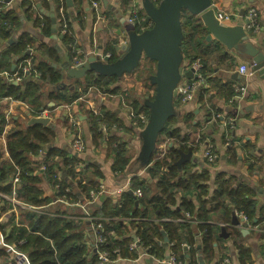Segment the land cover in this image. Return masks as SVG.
<instances>
[{"label": "trees", "instance_id": "16d2710c", "mask_svg": "<svg viewBox=\"0 0 264 264\" xmlns=\"http://www.w3.org/2000/svg\"><path fill=\"white\" fill-rule=\"evenodd\" d=\"M129 2L130 0H126L125 4ZM32 6L33 0H24L19 5L27 18L30 16ZM4 7L5 5L0 3V37L8 39L13 31L19 29L21 15L13 10L4 11ZM56 18V23L61 28L62 18L58 15V9ZM142 18V15H138L140 21ZM34 24L41 28L44 36L50 35L51 18L43 17V20L36 18ZM140 25L145 30L151 27L144 20ZM67 28H69L68 25ZM190 29L192 31L188 36L196 30V27L191 26ZM134 30L140 32L139 25H135ZM62 40L66 44H73L68 30L62 36ZM29 50L33 51L31 55L26 54ZM71 52L67 62L68 67H72L74 52ZM106 52L110 53L109 63H115L119 56L114 46L106 45L104 53ZM15 57L16 67L11 70ZM80 58L87 57L80 56ZM26 61H29L31 66L29 71L24 72ZM52 62H60L56 48L42 43L35 46L28 33H21L15 41L0 51V73L10 72L7 81L0 79V99L12 98L25 102L30 113L37 116L42 110L50 109L48 102H55L56 105L69 104L90 90L114 92V90L106 91V88L117 80V76L96 75L94 71L87 72L82 79H72L75 81L73 86H68L69 88L66 89V86H63V72L54 67ZM193 62L194 59H190L187 66ZM187 66L182 65L184 69ZM202 72L206 78L204 65ZM14 73L21 78L20 83L11 82ZM45 87L49 88L47 96L41 93ZM200 89L198 100L202 103L204 93ZM59 91H63L64 94L61 96ZM227 93L226 100L228 102L232 100L231 103H233L234 89L228 90ZM174 103L175 106L181 105L178 99H175ZM131 107L135 113H144L149 116L148 110L140 106L138 102L132 101ZM107 116L108 114H89V127L95 143L103 136L99 131V123L106 125V128L110 125L112 127L119 125L117 121L106 120ZM209 117L210 115L207 114L206 119ZM226 117L230 118L229 115ZM175 123L176 117H170L158 135L159 140L167 137L172 145L166 148L162 157L155 155L152 158L147 171L149 179L139 176L130 179L129 190L133 192L140 189L142 196L137 198L133 193L124 192L117 203L109 196L99 198L97 203H92L86 208L87 215L99 218L98 221L88 220L87 217H83L85 214H80L81 211L79 213L73 207L81 202L85 204L90 201V191H98L100 186V182L97 181L89 180L84 183L81 178L77 179L76 168L82 166L81 160L63 156L61 168L57 163V158L61 156L60 151L51 146L36 167L29 161V155L39 156L45 146L51 142L54 136L53 130L40 123H33L26 129L13 130L6 143L10 161L0 167V193L12 195V178L18 172L20 181L14 190L16 199L32 207L48 206L53 200L56 204L52 205L53 209L47 214L21 212L24 215L21 216L18 225L12 218L9 231H5L4 227L0 226L4 241L26 254L29 264H98V257L92 252L94 241L91 226L100 223L104 229L103 237L106 241L99 250L108 253L109 262L106 264L135 261L141 256L140 252L157 260H164L169 253L176 262L197 264L196 259L199 256H202V259L210 256L214 252L213 244L222 242L218 234L221 231L220 226L208 223L211 214L218 213L226 227L222 230L231 235V239L228 240H233L239 264H251L249 250L236 240L241 236L242 229L240 219L235 218L234 214L235 216L240 213L244 215L247 219L244 226H250L252 230L249 231L258 233L264 240V204L259 206L253 198L256 195L255 191L240 182L238 178L233 176L226 178L225 175L219 174L215 177L210 189L208 165L198 171L193 170L195 165L190 162L178 166L180 154L197 151L201 141L196 145L190 143L187 136L181 135L178 128L174 127ZM4 125L5 115L0 112V135ZM113 140L116 139L113 138ZM121 146L118 142L113 145L114 172L121 170V167L127 164V160L122 158ZM42 166L44 169L40 170ZM61 170L65 172L68 181L63 178L59 180L57 172ZM70 182L75 185L74 188ZM45 183L54 188L53 200L43 196L42 186ZM179 191L182 193L177 196ZM192 196L194 199L191 198ZM65 202L71 203L72 206H63ZM11 207H13L12 204L5 201L0 207V212L9 210ZM185 214L189 215V219H186ZM179 219L182 221H177ZM233 219L237 223L235 226L232 224ZM163 233L168 240L166 247L158 244L163 239ZM134 237L138 240V245L131 249L130 244L133 243ZM184 248L188 249L186 257ZM226 256L228 254L225 250L217 264H221ZM0 264H18L9 262L8 255L2 246H0Z\"/></svg>", "mask_w": 264, "mask_h": 264}, {"label": "crops", "instance_id": "0c3cea01", "mask_svg": "<svg viewBox=\"0 0 264 264\" xmlns=\"http://www.w3.org/2000/svg\"><path fill=\"white\" fill-rule=\"evenodd\" d=\"M22 1L24 0H10L9 2L0 0V3L5 5L4 11L13 10L18 15H21L19 29L15 32L13 31L8 39L0 37V51L15 41L21 33H28L33 39L35 46L42 43L56 48L60 62H52V65L63 72V86H66V89L72 87L75 82L66 78L64 69V66L69 62L71 51L74 52L73 57L77 56L80 58V56L88 57L92 55L97 57L96 65L107 66L111 64L104 61V56L110 54L108 52L104 53L106 45L115 47L126 40L129 37V33L126 31V27L129 25L127 22L128 15L135 10L137 15H142L143 19H145L147 8L150 4L148 0H130L129 3H126L127 5L125 4L126 0H33V6L29 12L30 16L27 18L24 10L19 7ZM211 1L210 9H213L216 15L220 13L230 17V20L225 22L217 18L218 22L230 28L242 25L249 37V41L264 54V0ZM93 2L98 4L99 16L93 8ZM57 9L58 15L61 16L59 10L62 9L64 18L67 17L65 20L67 19L66 24L69 27L67 30L73 40L72 45L66 44L62 40L63 35L60 33V27H58L60 25L56 23ZM250 9H254L257 14L256 28H249L245 23ZM49 15H54L56 32L51 30L50 35L44 36L41 28L35 25L34 21L36 18L43 20V17H49ZM121 19L126 20V26L123 25ZM181 23V65L186 67L190 59L199 58L203 62L206 75L204 85L198 88L189 103L175 106L173 102L171 117H176L174 127L178 128L181 135H186L189 142L193 145L201 141L198 144L197 151L191 152L192 157L188 162L195 165L193 167L194 171L207 167L201 154L204 146L211 144L218 158L208 169L210 189L217 175L223 174L226 178L233 176L253 189L256 194L253 198L259 206L263 205L264 79L249 67L250 75L244 80L238 72V67L241 64L249 66L247 60L238 56L233 50L223 46L208 31L207 26L199 15H190L184 12L181 15ZM148 26L151 25L148 24ZM191 26H195L196 30L188 36L190 31H192L190 29ZM32 52L29 50L26 54L31 55ZM115 52L119 56L116 60L118 61L120 55L116 50ZM15 61L16 57L13 60L11 70L16 67ZM152 65L154 66L153 70H155L154 62L143 57L135 69L117 76V80L107 86L106 91L114 90V92L90 90L69 104L60 103L56 105L55 102H48L50 109H47V114L41 117L31 114L25 102L12 98L0 99V112L5 115V125L0 135V167L10 161L6 147L10 133L13 130L26 129L36 123L33 121L34 119L45 117L48 122L42 125L52 129L54 136L39 156L29 155V161L32 162L34 167L40 164L47 150L52 146L60 151L61 156L57 158V163L61 168L63 167V156L81 160L82 169L81 167L76 168V177L78 180L81 178L84 183L89 180L97 181L107 191H112L124 187L134 176L148 180V174L145 169L151 164L152 158L155 157L159 149L172 145V142L167 137H163L160 140L157 137L154 141L151 139L148 116L144 113L143 115L146 116L147 120L143 123L129 116V110H132V101L138 102L148 112L150 110L149 104L155 96V86L150 81L152 75L148 76L147 74L148 77L143 82V76L138 75V70L142 69L148 73L149 70H152V67H150ZM8 73L10 72L2 71L0 79L7 81ZM16 76V73H14L12 78ZM11 80L13 84L21 82V79L18 82L14 79ZM241 85L245 87V96L240 100H234L233 103L228 102L226 100L228 90H235L236 87ZM44 89L41 93L47 96L49 88L45 87ZM199 89L204 93L202 103H199L198 100V95L201 92ZM58 93L61 96L64 94L63 91ZM90 113L95 115L108 114L106 120L117 121L119 125L117 124V126L113 127L110 125V127L106 128V125L99 123V131L103 136L98 138L95 143L89 127ZM207 114L210 115L208 119H206ZM216 114L217 116H215ZM226 115L232 118L231 127L225 126ZM75 135H80L85 143V150L79 155H76L73 149ZM113 138L116 140L114 141ZM115 142L122 145V158L127 160V164L117 172L113 171V165L115 164L113 145ZM228 142L229 146L226 145ZM42 167L40 170H42ZM57 173L59 180L63 178L68 181L65 172L61 170ZM9 177L11 176L9 175ZM70 185L73 188L75 187L72 182H70ZM42 187L43 196L53 200L54 188L46 183ZM181 193L182 191L177 192V196ZM191 198L194 199L193 196ZM53 204H56L55 200L48 206H44L43 211L46 214L49 213L53 209ZM79 205L83 206L84 204L81 202L73 207L79 213L81 211L80 214H85L83 216L85 217L86 213L82 212ZM63 206L71 207L72 205L65 202ZM12 208L9 210L5 208V211L0 212V226L4 227L5 231H9L13 221L12 218H14L15 224L18 225L21 216L24 215H17V209L25 212L22 211L24 209L21 210L19 207L14 206V209ZM30 212L27 211L26 213ZM208 223L220 226L221 231L218 234L222 242L218 241L213 244L214 252L210 256L205 259L200 256L202 264H217L224 255L225 250L232 263L239 264L238 255L233 247V240L229 241L231 235L222 231V228L226 227H224L225 225L220 219V214L212 213ZM243 231L242 229L241 236L237 237V242L249 250L251 264H264V240L256 232L248 230L243 233ZM0 235H2L1 229ZM158 244L166 247L168 240L165 241L163 236V239ZM183 252L186 257L188 249L184 248ZM168 255L169 253L165 257ZM196 260L198 261L197 264H200L199 257ZM118 264L160 263L154 257L144 255L134 262L121 261Z\"/></svg>", "mask_w": 264, "mask_h": 264}, {"label": "water", "instance_id": "95a60500", "mask_svg": "<svg viewBox=\"0 0 264 264\" xmlns=\"http://www.w3.org/2000/svg\"><path fill=\"white\" fill-rule=\"evenodd\" d=\"M4 1L9 2L10 0ZM148 2L150 4L144 22L150 24L151 27L139 34L135 32L132 25L126 27L129 37L114 47L120 55L118 61L107 66L96 65L97 57L92 55L88 56L83 64L74 68L68 67L66 64L64 69L67 79H81L89 71H94L97 75L120 76L135 69L143 57L154 62L155 72L150 77V81L155 86V96L149 104L148 116L153 141L172 116L173 102L177 96L175 90L177 83L182 76L188 79L194 77L192 70L183 72L181 65L182 13L199 15L208 31L223 46L245 58L250 69L264 79V54L262 51L249 41L242 25L230 28L220 24L217 20L218 15L213 9H210L211 0H161L156 6L151 1L148 0ZM49 17L52 22L51 30L56 32L54 15H49ZM121 21L126 26V20L121 19ZM245 23L247 25L248 21ZM104 61L109 62V58L105 57ZM33 121L44 125L48 119L43 117ZM191 157V151L181 153L177 165L181 166L190 161ZM148 168L149 166L146 167L145 171H148ZM127 192L132 193L131 191ZM232 224H236L235 219H233ZM162 235L167 241L164 233ZM199 261L202 264L200 256Z\"/></svg>", "mask_w": 264, "mask_h": 264}, {"label": "built area", "instance_id": "2783aa9c", "mask_svg": "<svg viewBox=\"0 0 264 264\" xmlns=\"http://www.w3.org/2000/svg\"><path fill=\"white\" fill-rule=\"evenodd\" d=\"M150 1L155 6L158 5V3L160 2L159 0H150ZM93 8L95 9V11L98 15L99 14L98 13V4L96 2H93ZM59 12H60L61 18H62L60 33L62 35H64L67 32V24H66V20L64 18L62 9H60ZM217 18L222 22L230 20L229 15H222L220 13H218ZM256 18H257L256 11L254 9H250L248 11V14H247V21H248L247 26L249 28L250 27L256 28ZM143 20L144 19L142 18L141 21H143ZM141 21L138 19V15H137V12L135 10H133L130 13V15H128V17H127V22L129 25H132L133 27L135 25H139L140 32H136L137 34L145 31V28L140 25ZM109 56L110 55L107 54L104 57L109 58ZM85 61H86V59H81V58H78L77 56H75L72 59V67L73 68L77 67L78 65L83 64ZM30 66H31L30 62L26 61V66H24V68H23L24 72L29 71ZM202 67H203V64H202L201 59L197 58L194 60V62L191 65L187 66V68H185V70L183 69V72H185L187 70H192L194 77L191 79H188V78L182 76V78L180 79V81L176 85L175 90H176L177 96L175 99H178V101L180 102L181 105L189 103L193 99L198 88L204 85L205 76L202 72ZM238 72L244 78V80H246V78L249 77V75H250L249 66L246 64H241L238 67ZM12 79H14L16 82H18V81H20L21 78L17 76V77H14ZM234 92H235L234 100L235 101L240 100L241 98H243L245 96V92H246L245 87L242 85L238 86L235 88ZM46 114H47V109H44L37 116L41 117V116L46 115ZM129 116L132 118H136V120H139L142 123L147 120L146 116H144L143 114H139V113L137 114L131 109L129 110ZM225 121H226L225 126H227V127L232 126V123H233L232 118H229V119L226 118ZM226 145H229V142ZM73 149H74V152L76 155L82 154L84 152L85 143L81 139L80 135H75L74 140H73ZM201 155L205 161L206 166L208 165L209 168L211 167V164L214 163L215 160L218 158V156L215 153L214 147L211 144H208V145L206 144L204 146V149L202 150ZM159 157H162V156H159ZM43 169H44V167H42V170ZM19 181H20L19 180V173L16 172L12 178V183H13L12 195L7 196V195L0 193V207H2L6 201L7 203L12 204L13 207L19 206V207H21V209H24V210H29V211L37 213V214H44L45 213V211H43L44 207H32L30 205L21 203L18 199L15 198L14 190H15L16 185L19 184ZM129 187H130V181L127 182V184L124 187L117 188V189L112 190V191H107L103 187V185L101 184L98 188V191H93V190L90 191L89 195H90L91 199H90V201H87V203L88 202L96 203L97 201H99V198H101L103 196H109L110 198H112L117 203V202H119L120 197L124 192L130 191ZM132 193L137 198H140L142 196V190H140V189H136ZM86 216H87V214H86ZM185 216H186V219H189L188 214H185ZM236 216L240 219L239 223H240L241 229L246 230V231L251 229L250 226H248V227L244 226V224L247 222V219L244 215H242L240 213V214H236ZM89 219L95 220V221L99 220L97 218H92V217H89ZM177 221H182V220L179 219ZM92 230H93V241H94V245H93L92 249L94 251V254H96L98 257L97 258L98 262H99L98 264H106L109 262V259H108L109 255L104 250H99V247H101L106 241V238L103 237L104 229L100 223H96L95 225L92 226ZM135 240H137V239H135ZM131 244H130L131 249L136 248V243H135V245H131ZM0 246H2V248L5 250L6 254L8 255L9 262H13V263L17 262L18 264H29L28 259L26 257V254H24L21 251H18L14 245L7 244L4 241L3 235H0ZM185 249L187 250V248H185ZM145 254L146 253H143V254H141V256H143ZM157 261L160 264H185V263H181V262H176L174 257L171 256L170 254L167 257H165L164 260H157ZM221 264H233V263L229 259V257L226 256L223 258Z\"/></svg>", "mask_w": 264, "mask_h": 264}, {"label": "rangeland", "instance_id": "374dc122", "mask_svg": "<svg viewBox=\"0 0 264 264\" xmlns=\"http://www.w3.org/2000/svg\"><path fill=\"white\" fill-rule=\"evenodd\" d=\"M150 67H152L151 69L152 70H149L148 71V73L147 72H145L144 70H142V69H139L138 70V75L139 76H143V82H145V79H146V77H148V76H151V75H153L154 73H153V71L155 72V70H153L154 69V66L152 65V66H150ZM147 74H148V76H147ZM12 76H13V74H12ZM17 77V76H16ZM147 81V80H146ZM145 84V83H144ZM139 114H143V113H139ZM165 151H166V147H164V148H162V149H159L158 151H157V156H163V154L165 153ZM214 163H212L211 164V166L213 165ZM78 167H80V166H78ZM5 195V194H4ZM7 196H9V195H7ZM92 203H90V202H86L83 206H80V208L82 209V212H86V214H87V210H86V208L89 206V205H91ZM18 205V204H17ZM19 207V206H18ZM19 208H21V207H19ZM12 209H14V207L12 208ZM22 210V209H21ZM22 211H28L29 212V210H22ZM16 213H17V215H20L21 214V211H20V209H17L16 210ZM85 217H87L88 218V220H90L89 219V216L87 215V216H85ZM234 217L236 218L237 216H235V214H234ZM93 218V217H92ZM97 219H99V218H97ZM90 221H92V220H90ZM237 224V223H236ZM235 224V225H236ZM234 225V226H235ZM93 226V225H92ZM92 226H91V230H92ZM93 231V230H92ZM223 231V230H222ZM222 234H223V232H222ZM136 239V238H135ZM134 239V242L131 244V245H135V243H136V247H137V245H138V240H135ZM93 253H94V251H92ZM140 254H142L141 252H140ZM145 255H148V254H145ZM144 256V255H143ZM136 261V260H135ZM132 262H134V261H132Z\"/></svg>", "mask_w": 264, "mask_h": 264}]
</instances>
